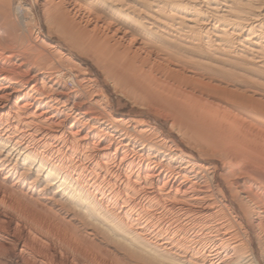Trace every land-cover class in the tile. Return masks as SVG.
<instances>
[{
	"label": "bare ground",
	"instance_id": "6f19581e",
	"mask_svg": "<svg viewBox=\"0 0 264 264\" xmlns=\"http://www.w3.org/2000/svg\"><path fill=\"white\" fill-rule=\"evenodd\" d=\"M40 2L116 81L160 77L185 133L216 110L238 125L253 162L236 197L259 254L212 172L140 120L101 112L107 97L77 58L32 40L33 18L12 22V8L28 12L20 0H0V213L72 264H264V0ZM34 243L0 231V264L67 263Z\"/></svg>",
	"mask_w": 264,
	"mask_h": 264
},
{
	"label": "rangeland",
	"instance_id": "374dc122",
	"mask_svg": "<svg viewBox=\"0 0 264 264\" xmlns=\"http://www.w3.org/2000/svg\"><path fill=\"white\" fill-rule=\"evenodd\" d=\"M7 1L9 5L14 6L18 0ZM20 2L22 8H28V12L21 10L17 12L12 8L10 15L12 22L19 25L25 19L33 18L35 20L33 26L35 27L31 29L32 31L30 30L31 34L29 33L32 40L36 41L37 37L46 38L52 44L67 53H72L77 58L76 60L85 67L88 76L97 81V85L107 97V103L105 102L106 109L104 107V109L101 108L103 109L101 112L105 114L108 111V114L125 120L129 118L140 120L150 128H153L152 132L164 138L167 145L172 149L188 156L193 162L212 172L214 184L221 189L226 196L227 202L238 213L242 222L248 226L252 246L258 255L259 248L256 244L255 232L249 226L244 211L241 209V204L236 197H240L241 194L240 189L235 185V181L243 176L245 167L252 165L253 162L247 155L248 152L241 148V131L238 125L224 112L216 110V114L208 115L207 121L206 119L203 120L206 125H203L198 134L185 133L180 124L182 119L180 113L175 108H172L170 102H167L166 92L160 85L163 84L160 77L141 78L132 84L133 90H131L129 86H124L121 82L116 81L114 76L107 74L101 65L94 58L92 59L89 52L86 53L87 51L84 50V52L83 49H80L82 48L81 45L76 47L64 41L56 33V28L44 11L45 9L42 7L40 0H20ZM21 17L24 18L21 19ZM20 26L22 28L23 24ZM74 70L79 71V68ZM80 77L78 78L79 80L77 79L75 84L77 86L75 87L69 82L65 84H68L65 86L67 90L71 89L68 92L72 91V93L77 92L79 94L77 90L80 89L81 81H83ZM144 80L147 82H143ZM71 86L75 89L72 90ZM83 103L88 104L87 100L85 102L83 100ZM98 109L100 110V108H96L97 113L100 114ZM231 158H235V161L243 160V166L241 165L238 171L232 172L226 168ZM235 161L233 164H236ZM249 174L257 176L255 172ZM234 200H238V202ZM0 231L15 236L19 240H31L35 242L34 244L39 252L51 255L59 262L63 261L67 262L66 264H72L70 260L63 259L57 247L54 248L51 245L49 247V244L38 239L37 235L34 237L29 227L24 223L11 219L2 213H0Z\"/></svg>",
	"mask_w": 264,
	"mask_h": 264
}]
</instances>
